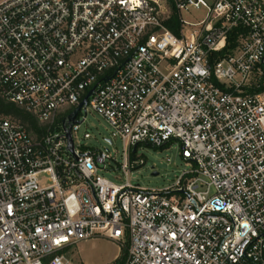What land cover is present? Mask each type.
<instances>
[{
  "label": "built area",
  "instance_id": "built-area-1",
  "mask_svg": "<svg viewBox=\"0 0 264 264\" xmlns=\"http://www.w3.org/2000/svg\"><path fill=\"white\" fill-rule=\"evenodd\" d=\"M0 93L38 124L0 117V264L97 236L125 264H264V0H0ZM175 145L173 186L131 182L140 148Z\"/></svg>",
  "mask_w": 264,
  "mask_h": 264
},
{
  "label": "rangeland",
  "instance_id": "rangeland-1",
  "mask_svg": "<svg viewBox=\"0 0 264 264\" xmlns=\"http://www.w3.org/2000/svg\"><path fill=\"white\" fill-rule=\"evenodd\" d=\"M204 17L205 11L197 10L187 16L191 21H199ZM86 124L83 129L88 128L94 138L88 142V145L97 149H112L105 142V139L110 137V127L104 119L97 114H90ZM115 147L119 152V160H121L123 150L121 141H117ZM138 155L145 161V164L131 175V182L144 188L164 189L173 186L177 178L186 170L180 157L178 145H175L172 149L163 150L142 147L139 149ZM168 158H171L172 163L167 162ZM153 167L160 173L159 176H153ZM107 176L118 182L115 179L118 175ZM120 176L125 181V176ZM127 247V243L123 246L118 242L97 236L69 247L66 254L72 264H118L123 259Z\"/></svg>",
  "mask_w": 264,
  "mask_h": 264
},
{
  "label": "trees",
  "instance_id": "trees-1",
  "mask_svg": "<svg viewBox=\"0 0 264 264\" xmlns=\"http://www.w3.org/2000/svg\"><path fill=\"white\" fill-rule=\"evenodd\" d=\"M168 28L179 35V21H178V14L176 10L173 8V15L171 19L167 22ZM238 42V38L236 37L235 33L230 35L228 38V43L225 50L222 53L214 54L216 58L223 57L224 55L231 53L233 49H235ZM0 117H12L24 123L28 128L35 130L38 128V124L33 116L26 113L22 109L18 108L14 103L8 101L1 93H0ZM127 252H125L123 259L118 262V264H125L127 259Z\"/></svg>",
  "mask_w": 264,
  "mask_h": 264
},
{
  "label": "water",
  "instance_id": "water-1",
  "mask_svg": "<svg viewBox=\"0 0 264 264\" xmlns=\"http://www.w3.org/2000/svg\"><path fill=\"white\" fill-rule=\"evenodd\" d=\"M92 94H93V91H91V92L88 94V96L86 97V99L83 101V103L80 105V107H79V108L73 113V115H72L69 119H67V120H65V121L63 122L64 125H66V124H68V123H72V122L75 120V118H76L77 115L79 114L80 110H81L84 106H86V105L88 104V99L92 96ZM153 176L157 177V176H158V173H153Z\"/></svg>",
  "mask_w": 264,
  "mask_h": 264
}]
</instances>
